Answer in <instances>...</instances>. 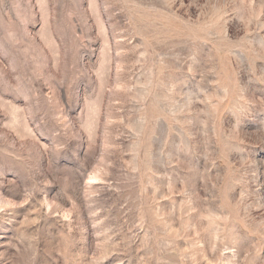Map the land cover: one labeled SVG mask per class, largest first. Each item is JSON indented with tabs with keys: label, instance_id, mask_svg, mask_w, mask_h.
I'll use <instances>...</instances> for the list:
<instances>
[{
	"label": "rangeland",
	"instance_id": "obj_1",
	"mask_svg": "<svg viewBox=\"0 0 264 264\" xmlns=\"http://www.w3.org/2000/svg\"><path fill=\"white\" fill-rule=\"evenodd\" d=\"M0 264H264V0H0Z\"/></svg>",
	"mask_w": 264,
	"mask_h": 264
}]
</instances>
